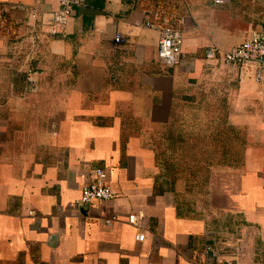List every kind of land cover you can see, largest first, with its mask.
Masks as SVG:
<instances>
[{
	"label": "crops",
	"instance_id": "0c3cea01",
	"mask_svg": "<svg viewBox=\"0 0 264 264\" xmlns=\"http://www.w3.org/2000/svg\"><path fill=\"white\" fill-rule=\"evenodd\" d=\"M58 9L0 0V264H264V84L206 58L264 33V0H86L50 35ZM158 12L180 65L146 26ZM206 89L233 97L205 126ZM96 169L116 197L77 205Z\"/></svg>",
	"mask_w": 264,
	"mask_h": 264
},
{
	"label": "built area",
	"instance_id": "2783aa9c",
	"mask_svg": "<svg viewBox=\"0 0 264 264\" xmlns=\"http://www.w3.org/2000/svg\"><path fill=\"white\" fill-rule=\"evenodd\" d=\"M60 9L52 12L50 24L46 27V33L57 35L64 33L75 13L76 7H83L86 0H56ZM231 0H214L217 5H225ZM33 19L37 18V11L31 12ZM183 21V19L181 20ZM180 21H178L179 23ZM146 26L158 30L160 38L158 42L159 57L169 66H176L182 63V48L184 45L183 32L179 29L177 20L171 17H164L160 12L154 15V19L146 23ZM115 42L122 44L125 42L123 36L119 33L115 36ZM219 52V53H218ZM206 58L210 61H218V59L226 65H237L242 69L252 74L255 82L264 84V33L253 31L250 32L247 38L239 45L233 47L229 51L222 52L221 50L210 47L206 51ZM28 82L33 83V79L28 77ZM31 90L36 91L37 87H31ZM116 192L108 181L107 173L102 169H96L91 177V180L84 185L81 190L77 205L90 206L100 204L106 201H111L116 197ZM115 219L106 221L110 226ZM128 221L131 225L140 229L136 240L145 242L146 233L143 231L146 227L148 217L145 215L131 214ZM213 251L211 246H207L203 255H209ZM203 258L196 259L190 264H202Z\"/></svg>",
	"mask_w": 264,
	"mask_h": 264
},
{
	"label": "rangeland",
	"instance_id": "374dc122",
	"mask_svg": "<svg viewBox=\"0 0 264 264\" xmlns=\"http://www.w3.org/2000/svg\"><path fill=\"white\" fill-rule=\"evenodd\" d=\"M212 91L213 90L206 89L205 91L201 92L202 93L201 96L204 95V97L206 99L209 97L210 100H208L207 103H210V104H208V105L200 104L198 106L192 107V113L193 114H196V115H199L200 118H202V121L200 122L201 125H205L206 126L208 123H207V120L204 119V118L209 117V115L213 114L219 108V105L217 104V100L218 99H220V98H226L227 101L229 102V98L233 97V96H230L229 97V92L228 91L227 92H224V91H215V92H217L216 94H214V92H212ZM224 93H225V95H224ZM220 109H222V107ZM172 156L171 157L174 160H175L176 157H178V156H176L174 154ZM161 157H162L163 160H165V154H162ZM187 157L189 158L188 155H187ZM173 159H172V161H174ZM179 188H181V187H179Z\"/></svg>",
	"mask_w": 264,
	"mask_h": 264
}]
</instances>
